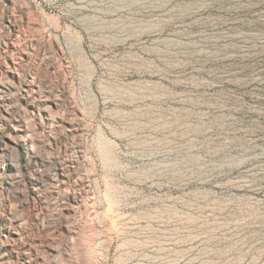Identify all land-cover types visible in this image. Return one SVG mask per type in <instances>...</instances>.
I'll return each mask as SVG.
<instances>
[{
	"label": "rangeland",
	"instance_id": "1",
	"mask_svg": "<svg viewBox=\"0 0 264 264\" xmlns=\"http://www.w3.org/2000/svg\"><path fill=\"white\" fill-rule=\"evenodd\" d=\"M0 264H264V0H0Z\"/></svg>",
	"mask_w": 264,
	"mask_h": 264
}]
</instances>
